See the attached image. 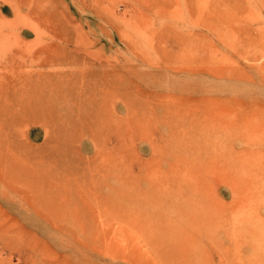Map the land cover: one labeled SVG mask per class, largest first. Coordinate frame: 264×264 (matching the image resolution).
<instances>
[{
  "label": "rangeland",
  "instance_id": "obj_1",
  "mask_svg": "<svg viewBox=\"0 0 264 264\" xmlns=\"http://www.w3.org/2000/svg\"><path fill=\"white\" fill-rule=\"evenodd\" d=\"M209 1L0 0V264H264V0Z\"/></svg>",
  "mask_w": 264,
  "mask_h": 264
},
{
  "label": "bare ground",
  "instance_id": "obj_2",
  "mask_svg": "<svg viewBox=\"0 0 264 264\" xmlns=\"http://www.w3.org/2000/svg\"><path fill=\"white\" fill-rule=\"evenodd\" d=\"M211 1V0H210ZM209 1V2H210ZM216 1V0H215ZM228 1V0H227ZM217 2V1H216ZM229 2V1H228ZM221 3H222V0H221ZM231 3V2H230ZM216 4V3H215ZM223 4V3H222ZM224 5V4H223ZM228 5V4H227ZM208 6L210 7V5L208 4ZM203 7V6H202ZM212 7V6H211ZM219 7V6H218ZM225 7V6H224ZM207 8V11L209 10L208 7ZM215 8V7H214ZM217 9V8H216ZM230 9V7H229ZM233 9V8H231ZM203 11V10H202ZM215 11V10H214ZM204 12V11H203ZM210 12V10H209ZM236 13V12H235ZM215 14V13H214ZM226 14V13H225ZM210 15V14H209ZM216 15V14H215ZM219 15V14H218ZM228 15V14H227ZM221 16V15H220ZM219 16V17H220ZM208 17V16H207ZM211 17V16H210ZM219 17H216V18H219ZM224 17V16H223ZM247 17V16H246ZM215 18V17H213ZM227 17H225L224 19H226ZM217 21V19H215ZM219 20V19H218ZM215 21V22H216ZM221 21V20H220ZM247 21V20H246ZM257 21V20H256ZM213 22V20H212ZM241 21H239L240 23ZM254 22V21H253ZM238 23V22H237ZM252 23V22H251ZM241 24V23H240ZM248 24V23H247ZM253 24V23H252ZM244 25V24H243ZM246 26V25H245ZM256 26V25H255ZM262 26H264L262 24ZM248 27V26H247ZM249 30L251 31L252 29H250V25H249ZM246 28V29H248ZM263 28V27H262ZM243 28H241V31H242ZM254 29V28H253ZM261 29V28H260ZM237 30V29H236ZM245 30V29H244ZM239 31V29H238ZM245 32V31H244ZM255 32V31H254ZM240 33V31H239ZM243 33V32H241ZM247 33H250L249 31ZM244 36V34H243ZM252 36V34H251ZM230 37V36H229ZM262 37V36H261ZM246 38V37H245ZM253 38V37H252ZM257 38H258V35H257ZM260 38V36H259ZM264 38V37H262ZM254 39L251 40V42L253 41ZM261 41V40H260ZM264 41V39H263ZM262 41V42H263ZM248 42V40H247ZM253 43V42H252ZM251 43V44H252ZM261 43V42H260ZM262 44V43H261ZM257 45V44H256ZM259 46V45H258ZM262 46V45H261ZM264 47V45H263ZM261 47V48H263ZM256 48V47H255ZM260 49V48H259ZM264 49V48H263ZM261 50V49H260ZM259 51V50H256V52ZM26 95L27 97L25 98ZM16 96H21L23 99H24V102H23V106L26 107V108H22L23 110H26V112H28V109L32 108V106H34V108H39L41 110H43V112L46 111V109L51 106V105H54V106H57L59 107V100L60 98L62 97L59 93L58 90H55V89H52V88H49V87H43V86H35L33 87L32 91L31 92H28V93H24V92H17L16 93ZM36 105V106H35ZM32 110V109H30ZM64 132L60 133V134H63ZM65 135H69L71 139H75V136L73 134H65ZM64 139H67L66 137ZM68 140V139H67ZM94 180V179H93ZM97 184V183H96ZM95 184V185H96ZM45 200H47V198H45Z\"/></svg>",
  "mask_w": 264,
  "mask_h": 264
}]
</instances>
